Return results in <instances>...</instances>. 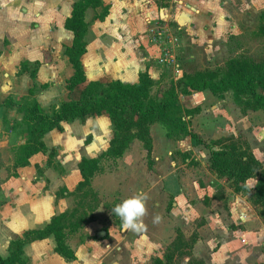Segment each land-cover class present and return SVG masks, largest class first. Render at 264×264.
I'll return each instance as SVG.
<instances>
[{"label": "crops", "instance_id": "obj_1", "mask_svg": "<svg viewBox=\"0 0 264 264\" xmlns=\"http://www.w3.org/2000/svg\"><path fill=\"white\" fill-rule=\"evenodd\" d=\"M80 1L0 0V148L11 135L5 123L12 118L21 121L14 108L1 106L7 97L17 103L35 99L48 114L67 98L65 81L71 69L64 52L73 34L65 23L74 3ZM237 1L88 0L83 15L85 52L81 56L86 79L132 84L140 73L147 72L155 84L168 83L206 67L224 39L223 31L232 27L234 14L245 11L243 16L255 17L256 0L240 5ZM263 2L259 0V6ZM162 20L174 26L179 38L178 77L157 63L159 49L147 35L149 24ZM23 67L25 72H21ZM32 69L36 70L34 77L29 73ZM200 94L198 101L196 92L179 96L184 107L199 104L194 114L184 117L188 130L204 143L227 137L218 128L226 120L215 114L224 100L205 106L210 95ZM221 113L227 117L223 109ZM61 124L62 131L51 130L44 135L46 152L32 155L29 164L16 168L13 174L0 169L2 257L8 255L11 240L28 230L43 228L52 217L74 208L75 189L82 179L81 159L97 158L109 146L113 126L107 114ZM149 133V158L142 142L135 138L120 157L100 161L101 170L90 180L99 198L93 218L66 237L74 258L61 257L55 251L53 236H49L23 246L28 264H124V260L153 264L156 258L164 262L178 233L192 247L183 249L189 254L175 255L173 262L260 264L264 260V220L249 202L237 210L233 202L248 192L236 193L226 186L225 195L230 197L222 205L225 199L213 192L212 184L226 179L210 169V152L203 144L189 135L168 137L158 122L149 126ZM51 149L56 152L53 157L49 155ZM141 191L149 197L144 229L135 232L112 221L105 204ZM156 215L161 217L159 223L153 222Z\"/></svg>", "mask_w": 264, "mask_h": 264}, {"label": "trees", "instance_id": "obj_2", "mask_svg": "<svg viewBox=\"0 0 264 264\" xmlns=\"http://www.w3.org/2000/svg\"><path fill=\"white\" fill-rule=\"evenodd\" d=\"M88 5V0L74 3L72 14L65 23L73 34L71 45L64 52L71 69V74L65 81L67 98L50 114L44 113L35 99L17 103L7 97L1 106L14 108L21 115V123L25 128L24 141L15 156V168L28 165L32 155L46 152L44 135L51 130L62 131L63 121L78 119L84 122L89 117L107 114L113 126L109 146L97 158H82L79 163L82 179L75 193H81V198L88 197L86 210L78 212L84 204V199H81L71 211L52 217L43 228L28 230L22 237L11 240L9 253L6 257L0 256V264H28L23 256V246L49 236H53L55 251L61 257L73 259L74 254L65 242L66 237L93 218L92 212L98 206L99 198L97 192L91 188L90 180L101 170L100 161L103 158L120 157L135 138L142 142L149 158L152 147L149 126L154 122L165 127L168 137L180 138L189 135L195 138L197 144H203L210 152V169L218 177L228 180L234 192L246 193L248 188L244 186L245 180L256 179L252 201L260 206L257 214L264 220V163L234 138L226 137L204 143L197 134L188 130L184 117L192 114L193 110H187L179 101V96L206 89L218 99L225 92L231 91L236 104L244 108L264 109V63L248 58H235L229 60L224 69L184 74L181 92L174 94L173 90H168L160 98L152 96L154 81L147 72L140 73L137 82L132 84L119 80L89 81L81 63V56L85 52L86 32L83 15ZM259 30L264 34V24ZM25 71V67L21 68V72ZM35 72V69L29 70L31 77H34ZM5 114L3 119L6 122ZM191 247V244L184 241L182 234L178 233L167 249L164 262L156 258L153 264H173L175 255L180 257L189 254L188 250L183 249Z\"/></svg>", "mask_w": 264, "mask_h": 264}, {"label": "rangeland", "instance_id": "obj_3", "mask_svg": "<svg viewBox=\"0 0 264 264\" xmlns=\"http://www.w3.org/2000/svg\"><path fill=\"white\" fill-rule=\"evenodd\" d=\"M244 1L245 0H238L237 4L240 5ZM258 2L259 0H256L257 10L254 18H252L251 15H248V17L247 15L243 16V14H246L243 13L245 11H239L238 14H234V19H232V27H229L223 31L224 39L222 40L221 45H219L215 50L216 52L214 53L213 57L208 60L209 63L206 65V67H202L198 70H192V72L187 73V75H193L200 71L224 69L226 63L229 60L235 58H248L258 63H264V34H261L259 30L260 26L264 24V2L261 4V6H259ZM179 68H181L180 63ZM170 76L172 78V74ZM174 81L175 82L170 81L168 83H154L151 89L152 96L160 98L168 90H173L174 94L181 92L183 89V78L176 79ZM205 92L210 95L204 101L206 104L205 106L217 104L216 101L220 100L208 89L201 91V93ZM200 96V92H196V96L194 98L198 101ZM48 98H50V96H48ZM221 99L224 101L218 108V112L215 114L217 118L226 120L224 123L218 125V128L222 130V135H227V137L234 138V140L242 143L245 147L249 148V150L258 160L264 162V109L244 108L236 104L231 91L225 92ZM182 106L184 107V105ZM186 109L189 111L193 110L192 114H194L196 112L195 109H199V104L193 105L192 107H186ZM221 109H223V112L227 114V117H223ZM4 127L5 129L11 130V132H9L11 134L9 138L12 140L10 141V139H7L9 141H5L3 144H1L0 169L5 171L6 174L10 175L13 174L16 169L14 167V161L16 158L15 156L19 146L24 141L25 128L21 121L16 120V118H12L10 122H6ZM19 136L21 139L18 138ZM223 138L226 137L221 136V139ZM11 142H13L12 146L9 147L8 144ZM18 143L20 144L17 146ZM55 154L56 152L51 149L50 156L53 157ZM227 181L228 180L215 181V183L212 184L213 192L225 199L221 202L222 205H226V202L230 197L225 195L227 192H225L224 188L226 186L230 187V183ZM247 192L246 196H237V200L236 198H233L235 209L237 210V206L240 205L246 206L245 202H249V204L257 211L260 206L252 203L254 187L248 189ZM75 199V203L78 201L81 202V199H84V204L82 207H80L78 212L86 210L88 197L81 198V193H75ZM120 202V200H115L111 204L105 205L107 209L111 211V209ZM109 215L112 221L120 224L122 223L120 218L116 217L112 211L109 213ZM124 264H130V261L128 262V260H124ZM133 264H136V262ZM173 264H185V261H180L177 259L175 262H173ZM260 264H264V260L261 261Z\"/></svg>", "mask_w": 264, "mask_h": 264}, {"label": "built area", "instance_id": "obj_4", "mask_svg": "<svg viewBox=\"0 0 264 264\" xmlns=\"http://www.w3.org/2000/svg\"><path fill=\"white\" fill-rule=\"evenodd\" d=\"M149 41L159 49L157 63L169 67L174 76L179 75L177 58L178 35L174 26L167 21H154L147 28Z\"/></svg>", "mask_w": 264, "mask_h": 264}, {"label": "clouds", "instance_id": "obj_5", "mask_svg": "<svg viewBox=\"0 0 264 264\" xmlns=\"http://www.w3.org/2000/svg\"><path fill=\"white\" fill-rule=\"evenodd\" d=\"M244 186L251 189L255 186V183L252 178H248L245 180ZM148 198L147 193L138 192L116 204L111 211L116 217L120 218L125 229L140 232L145 227L143 218L148 215L146 205ZM160 219L161 217L156 215L153 217V222L159 223Z\"/></svg>", "mask_w": 264, "mask_h": 264}]
</instances>
